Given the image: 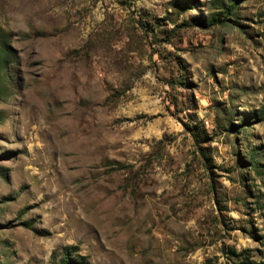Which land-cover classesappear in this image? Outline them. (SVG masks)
<instances>
[{"label":"rangeland","instance_id":"obj_1","mask_svg":"<svg viewBox=\"0 0 264 264\" xmlns=\"http://www.w3.org/2000/svg\"><path fill=\"white\" fill-rule=\"evenodd\" d=\"M0 0V264H264V0Z\"/></svg>","mask_w":264,"mask_h":264},{"label":"trees","instance_id":"obj_2","mask_svg":"<svg viewBox=\"0 0 264 264\" xmlns=\"http://www.w3.org/2000/svg\"><path fill=\"white\" fill-rule=\"evenodd\" d=\"M231 2H233L235 4H233L231 6V8L228 9L230 11L229 14H231L233 12V10L235 9L236 5H238V3H239V0H231ZM70 249L71 248H66L65 249V253L63 254V258H62L61 264H70V260H71L70 256L72 255Z\"/></svg>","mask_w":264,"mask_h":264}]
</instances>
